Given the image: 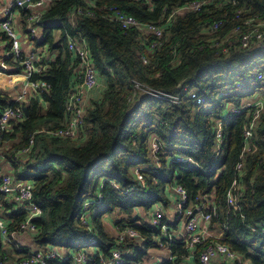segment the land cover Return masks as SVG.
<instances>
[{
  "label": "trees",
  "instance_id": "trees-1",
  "mask_svg": "<svg viewBox=\"0 0 264 264\" xmlns=\"http://www.w3.org/2000/svg\"><path fill=\"white\" fill-rule=\"evenodd\" d=\"M190 1L52 0L42 12V29L34 39V46L42 49L36 64L40 72L31 80L46 81L49 89L27 104L23 121L0 134L2 158L17 179L34 183L33 202L41 214L33 220L35 232H21L8 245L0 237V264H15L35 251H79L86 242L98 248L87 264H101V254L108 256L115 247L128 262L146 264L157 257L159 237L169 252L162 264H188L183 238L167 243L160 228L136 215L158 203L163 208L169 205L175 186L186 190L187 208L208 217L206 228L214 234L206 243L226 244L248 264H264V107L248 139L244 133L251 128L253 107L238 114L229 108L264 100V81L257 79L259 72L264 73V40L252 39L245 47L235 42L247 19L264 17V0L211 5L198 13L175 14L168 24L169 16ZM110 9L123 11L141 24L166 27L159 39L139 28L124 30L111 18ZM87 10L95 15L88 16ZM20 12L25 20L31 16L28 9ZM218 20H222L219 30H206ZM238 28L241 31L236 32ZM73 38L84 42L104 87L94 90L76 139L37 135L28 156L18 155L40 128L67 124V96L80 69V60L68 48ZM213 38L233 41L229 52L211 47ZM153 42L157 46L151 49ZM18 61L6 55L0 72L21 73ZM135 82L144 90H136ZM0 103L3 107L20 104L1 93ZM219 122L220 145L215 138ZM151 137L160 143L158 163L151 154ZM246 144L252 145V151L239 175L236 164ZM177 156L185 161H177ZM136 168H142L143 184L137 180ZM236 180L241 194L230 203ZM99 194L100 202L90 209L97 237V243L91 244L79 217L84 203L97 201ZM2 204L6 217L13 219L10 229H18L27 212L8 201ZM113 214L117 225L137 230L142 241L117 244L101 221ZM163 224L173 228L166 219ZM23 235L33 247L21 243ZM195 261L198 264V256ZM50 264L71 263L58 258Z\"/></svg>",
  "mask_w": 264,
  "mask_h": 264
},
{
  "label": "built area",
  "instance_id": "built-area-1",
  "mask_svg": "<svg viewBox=\"0 0 264 264\" xmlns=\"http://www.w3.org/2000/svg\"><path fill=\"white\" fill-rule=\"evenodd\" d=\"M232 0H192L185 3L184 5L177 8L168 18L167 23L173 19L175 14L184 13H198L207 6L214 5L216 7H223L225 4L230 3ZM52 2V0H11L6 7H4L3 15L0 18V59L4 60L6 55H11L14 59L18 61L22 66V73L26 79V85L21 95L8 96L14 102H19L20 104L16 107L6 106L3 107L0 103V134L4 135L11 131L12 125L23 121L27 116L23 108L35 97L39 99L42 92L49 89V84L46 81H33L32 76L40 72L39 66L36 64L39 62V54L42 49L36 48L34 46V39L36 38L38 32L42 29V25L39 23L42 12L39 16L35 17L31 15L27 18V28H26V39H22V31L18 26H16L13 21V13L15 11L22 9L30 10L33 7H41L43 10ZM27 3V7L24 4ZM112 10V9H110ZM84 12L81 10L80 14ZM236 13H239L238 10ZM88 16H94L95 13L92 10H87L85 13ZM111 18L118 22L122 29L127 30L131 28H139L144 30L148 34H152L157 39L161 38L163 30L166 27L157 26L154 24H141L133 16L126 14L123 11L112 10ZM244 32L239 34V38L235 40L236 44L243 47L248 46L252 39L256 41L264 40V17L255 19H247L244 22ZM222 26V20H218L209 25L206 29L207 31H216ZM241 31V29H236ZM6 37L8 40H4ZM227 44H224V43ZM210 46L218 48L223 54H227L233 45V41H228L226 39L213 38L210 40ZM10 47L8 51L7 47ZM157 46V42H153L150 46L154 49ZM69 51L80 60V69L77 70L73 76L71 88L67 96L66 113H67V124L65 127L61 128H46L42 127L36 132H34L29 140V144L23 148L18 155H26L31 152L37 135L45 136L48 138H65V139H76L82 126L84 125L85 111H86V97L90 92L100 87V80L95 66L92 62L91 56L85 47L82 40L77 38L70 39L68 44ZM144 62L147 60L143 58ZM257 79L264 81V73L259 72L257 74ZM30 92L27 94V90ZM136 90H144L143 86L135 82ZM12 95H16L12 93ZM172 100L178 103V98L173 97ZM130 101H134V97L130 98ZM252 108V123L251 128L245 131V138L248 139L252 135V129L256 125L259 117L260 111L264 107L263 99H256L254 102H247L241 107H231L232 113H241L247 108ZM215 138L218 145L222 142V126L219 122L215 128ZM151 154L155 158V162L158 163L157 153L160 150V143L157 137H151L150 139ZM4 145L1 146L0 138V159L3 156ZM219 148V146H218ZM252 151V145L246 144L242 148V154L240 160L236 164V170L240 175L244 169V161L246 159L247 153ZM176 160L179 162H184L185 159L181 156H177ZM142 168H136L135 174L137 180L140 184L144 183V176L141 172ZM0 193L9 203H14L15 209H24L27 212L26 219L21 222L18 229L11 230L10 227L13 224V219L9 217L0 216V237L4 245L12 244L19 233L28 231L30 233L36 231V225L33 220L40 216L41 210L33 202L34 198V183L31 180H17L14 178L12 173H3L0 168ZM173 193L176 196V200L173 206V217L177 222L178 226H173L169 228L163 224V220L166 219V212L163 205L160 203L154 205L150 211H146L147 221L152 227L156 229H161L162 235L166 237L167 243L172 242L175 238H183L186 241V247L189 251L186 262L195 264L196 256H198V264H212L215 260H221L226 264H248V261L244 257L232 249H230L226 244L211 241L206 243L209 236L202 230L200 221L205 222L208 217H202L197 212L193 217L189 218L192 214L193 209L187 208L188 196L187 192L181 186H175L173 188ZM236 194H241V189L239 181H235L233 188L229 195V202L234 203L236 200ZM101 200V195H98V200L86 201L83 205L82 213L79 217V226H81L86 232H88V238L91 244L97 243L95 225L92 221L91 205L96 202L99 203ZM28 201V204L26 203ZM139 214V210L136 212ZM167 220V219H166ZM118 220L111 218V224L116 229V234L110 235L114 238L117 244L124 242L126 240L138 239L142 241V237L137 230L129 226H119L117 225ZM171 224V223H170ZM173 225V224H171ZM179 227V228H178ZM161 246L160 249H165L162 244L161 237L157 239ZM98 252L96 246L89 247V242L84 244V248L76 251L74 249H69L67 251H59L57 249H51L47 252L35 251L28 257H25L15 264H50L52 261L61 258L64 261H69L71 264H87L94 253ZM152 264H162L161 258L155 257L152 259ZM101 264H133L128 262L126 255L118 248L115 247L110 251L108 256H100Z\"/></svg>",
  "mask_w": 264,
  "mask_h": 264
},
{
  "label": "crops",
  "instance_id": "crops-1",
  "mask_svg": "<svg viewBox=\"0 0 264 264\" xmlns=\"http://www.w3.org/2000/svg\"><path fill=\"white\" fill-rule=\"evenodd\" d=\"M11 0H0V18L2 17L3 15V10H4V7H6L8 5V3L10 2ZM44 11L41 7H33L30 9V13L31 15L37 17L40 15V13ZM13 21L15 22L16 26H18L20 28V30L22 31V35H21V38L24 40L26 39L27 35H26V28H27V25H28V22L25 20V17H24V13H21L20 10L18 11H15L13 13ZM41 31V30H40ZM4 60H2V64H3ZM1 64V65H2ZM6 70L8 72H11L9 66H5ZM10 73H5V72H0V93L1 94H4V95H8V96H15L17 97L18 95L20 96L21 95V92L24 90V86L26 85V79L23 75V73H17V74H12V77H10L9 75ZM8 78H11V81H8ZM101 82V80H100ZM100 87H101V83H100ZM27 94L30 92V90L28 89L27 90ZM12 93L16 94V95H12ZM93 95V94H92ZM257 99V98H256ZM256 99L254 100H251L249 102H254ZM27 107V106H26ZM0 168L2 170L3 173H12L13 174V170H12V167L10 166V164L5 160V159H0ZM15 179H17L15 176H14ZM18 180V179H17ZM23 180V179H22ZM176 196L174 193L171 194L170 196V203H173V205L171 207H169V205L165 206L164 207V210L166 212V219L169 223L173 224L172 226H178L177 222L174 220V217H173V206H174V203H175V199ZM7 201L4 196H0V216L3 217V216H7L5 214L6 212V208L5 206L2 204L3 201ZM14 205V203H13ZM15 206V205H14ZM139 214H140V217L147 220V216L145 215L146 214V211H144L143 209L139 210ZM113 216L112 215H106V216H103L102 217V224L106 230V232L110 235H114L116 234V229L114 228V226L111 224V218ZM106 218L107 221H108V224H104L103 223V219ZM173 219V221H172ZM200 225H201V228L202 230L205 231V233H207L208 235H211L210 233L214 234V231H211V230H207L206 228V222L204 220H201L200 221ZM179 228V227H178ZM110 232V233H109ZM23 237L27 238L26 235H23L22 238H21V243H28L31 247H33V245L31 244V242H29L27 239H23ZM25 240V241H24ZM62 251V250H60ZM158 254H161V256H159ZM157 255V257H160L161 258V261H164L165 259H167V257L169 256V252L167 249H158L157 253L155 254ZM152 261L153 260H150L148 259L147 263L146 264H152ZM188 264H191L189 262H187ZM7 264V263H6ZM212 264H223V262L221 260H215L213 261Z\"/></svg>",
  "mask_w": 264,
  "mask_h": 264
},
{
  "label": "rangeland",
  "instance_id": "rangeland-1",
  "mask_svg": "<svg viewBox=\"0 0 264 264\" xmlns=\"http://www.w3.org/2000/svg\"><path fill=\"white\" fill-rule=\"evenodd\" d=\"M2 64V60L0 59V65ZM10 75V77H12V74H9ZM100 80H101V78H99ZM8 81H11V78H8ZM101 87H100V89H102L103 87H104V84H103V82H102V80H101ZM94 93V91L93 92H90L88 95H87V97L85 98L86 99V105H88V103L90 102V98L92 97V94ZM247 102H249V101H247ZM246 103V102H245ZM229 108H231V105L229 106ZM171 202V201H170ZM173 205V203H170V205H169V207H171ZM174 214V213H173ZM113 217V219H116L117 217V215H112ZM172 221H173V219H172ZM103 223L104 224H108V221H107V219L106 218H104L103 219ZM110 233V232H109ZM211 235H213L212 233H210ZM159 256H161L162 257V255L161 254H158ZM158 259H160V257H158Z\"/></svg>",
  "mask_w": 264,
  "mask_h": 264
},
{
  "label": "water",
  "instance_id": "water-1",
  "mask_svg": "<svg viewBox=\"0 0 264 264\" xmlns=\"http://www.w3.org/2000/svg\"><path fill=\"white\" fill-rule=\"evenodd\" d=\"M27 3L24 4V7H27ZM24 112H25V115L27 116L28 115V108L25 106L23 108ZM26 203L28 204V201H26ZM196 210H193L192 214L189 216V218L193 217V215L195 214Z\"/></svg>",
  "mask_w": 264,
  "mask_h": 264
}]
</instances>
